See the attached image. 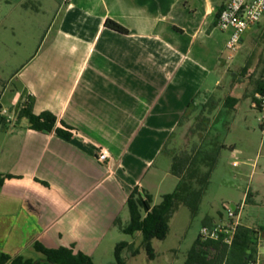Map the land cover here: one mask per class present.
<instances>
[{"label": "crops", "instance_id": "0c3cea01", "mask_svg": "<svg viewBox=\"0 0 264 264\" xmlns=\"http://www.w3.org/2000/svg\"><path fill=\"white\" fill-rule=\"evenodd\" d=\"M224 3L60 0L42 43L15 74L11 107L31 95L33 112H52L72 137L35 131L12 115L0 123V174L13 176L0 188L2 252L33 258L41 242L94 261L102 242L121 232L115 220L128 224L135 188L154 205L164 187L175 190L178 177L159 159L173 158L183 128L190 140H205L234 98L217 97L230 55L231 31L218 27ZM108 19L128 33L107 28ZM199 122L202 130L192 132Z\"/></svg>", "mask_w": 264, "mask_h": 264}, {"label": "rangeland", "instance_id": "374dc122", "mask_svg": "<svg viewBox=\"0 0 264 264\" xmlns=\"http://www.w3.org/2000/svg\"><path fill=\"white\" fill-rule=\"evenodd\" d=\"M59 4L60 0H0L1 103L15 118L16 106L11 107V104L14 91L20 85L15 74L42 43ZM36 9H39V15ZM225 69L227 73L222 78L223 87L218 90L217 97L231 95L237 98L235 108L221 115L205 140H190L193 136L187 127L170 146L174 154L192 151L199 146H208V141L214 137V142L222 146L197 215L193 216L186 205L179 207L171 219L167 238L152 241L154 259L141 245L142 238L118 231L102 242L94 256V264H116L115 248L123 241L134 242L135 248H139L137 255L124 250L123 257L128 264H184L201 228L211 221H226L228 210L241 205V223L259 232L257 258L258 264H264V232L260 231L264 227V131L260 126V113L252 107L254 83L264 69V16L244 34L240 49L227 60ZM236 79L241 81L231 87ZM233 150L237 152L236 159L232 156ZM235 160L239 162L237 167L233 166ZM161 164L171 167L172 159L163 155L159 159ZM173 190L163 188L167 193ZM247 194H250L248 199ZM161 199L157 196L156 203ZM32 257L38 260L43 255L35 252Z\"/></svg>", "mask_w": 264, "mask_h": 264}, {"label": "trees", "instance_id": "16d2710c", "mask_svg": "<svg viewBox=\"0 0 264 264\" xmlns=\"http://www.w3.org/2000/svg\"><path fill=\"white\" fill-rule=\"evenodd\" d=\"M105 26L123 34L128 33L125 27L112 19H108ZM254 84L252 99L255 93L264 91V69L261 77ZM1 97L0 95V112L4 109ZM21 99V102L16 105L18 119L27 118L30 128L35 131L55 133L65 140H71L72 134L68 130L70 128L64 122L62 125L65 129L57 127L58 118L55 114L49 111L35 114L33 112L34 97L23 94ZM238 101L236 98H230L226 108H233ZM208 107L209 104H206L205 108ZM211 111L212 108L209 113ZM7 119V116L0 114L1 124L5 125ZM204 120L207 121V118ZM203 124V122H199L191 131L200 132ZM221 147L216 142H211L205 147L199 146L192 151L183 150L176 153L172 158L171 173L178 177V184L173 192L164 194L161 202L157 205L153 204V197L148 192L141 193L138 188L131 192L127 200L130 216L128 224L123 225L120 218H117L114 224L127 235L133 236L137 232L141 233V245L147 250L151 259L155 257L152 241L167 238L170 232L171 219L181 205H186L193 216L199 212L202 198L217 165ZM11 177L13 176L10 174H0V188L5 180ZM249 195L247 194V199ZM260 231L264 232V227ZM258 234L259 232L241 224L230 246L217 241H203L199 236L188 252L184 264L257 263ZM34 247L37 252L44 256L43 258L35 260L22 256L12 257L0 249V264H94L91 256L83 252L74 253L70 248H48L41 242H36ZM124 250H128L132 255L139 253V248H135L134 242L123 241L118 243L115 248L117 264H128L123 257Z\"/></svg>", "mask_w": 264, "mask_h": 264}, {"label": "built area", "instance_id": "2783aa9c", "mask_svg": "<svg viewBox=\"0 0 264 264\" xmlns=\"http://www.w3.org/2000/svg\"><path fill=\"white\" fill-rule=\"evenodd\" d=\"M264 16V0H225L223 8L218 17V27L221 30H230V37L226 48L229 51V59H232L234 54L240 49L244 34L253 26L258 24ZM252 107L260 113L259 121L262 130L264 131V91L254 94L252 99ZM1 115L12 118L9 110L4 108ZM237 152L233 151L232 156L236 159ZM108 152L101 149L98 159L104 162L108 159ZM239 165L238 160L233 162V166ZM240 207H235L234 210H228V218L226 221H221L214 225H204L200 230V237L203 241H217L230 246L233 242L235 233L241 225ZM250 264H258L250 263Z\"/></svg>", "mask_w": 264, "mask_h": 264}, {"label": "flooded vegetation", "instance_id": "af4514ba", "mask_svg": "<svg viewBox=\"0 0 264 264\" xmlns=\"http://www.w3.org/2000/svg\"><path fill=\"white\" fill-rule=\"evenodd\" d=\"M44 257V256H43ZM117 264V263H116Z\"/></svg>", "mask_w": 264, "mask_h": 264}]
</instances>
